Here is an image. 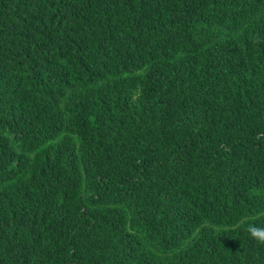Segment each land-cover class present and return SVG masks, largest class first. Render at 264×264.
<instances>
[{
    "label": "trees",
    "instance_id": "obj_1",
    "mask_svg": "<svg viewBox=\"0 0 264 264\" xmlns=\"http://www.w3.org/2000/svg\"><path fill=\"white\" fill-rule=\"evenodd\" d=\"M264 0H0V264H264Z\"/></svg>",
    "mask_w": 264,
    "mask_h": 264
},
{
    "label": "clouds",
    "instance_id": "obj_2",
    "mask_svg": "<svg viewBox=\"0 0 264 264\" xmlns=\"http://www.w3.org/2000/svg\"><path fill=\"white\" fill-rule=\"evenodd\" d=\"M251 233L253 237L258 240V242L264 243V230L253 228L251 229Z\"/></svg>",
    "mask_w": 264,
    "mask_h": 264
}]
</instances>
